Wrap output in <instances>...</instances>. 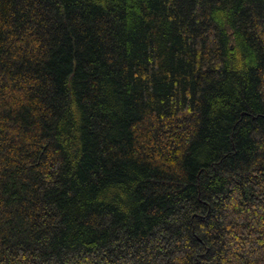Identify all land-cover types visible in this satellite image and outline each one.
<instances>
[{
  "label": "trees",
  "instance_id": "16d2710c",
  "mask_svg": "<svg viewBox=\"0 0 264 264\" xmlns=\"http://www.w3.org/2000/svg\"><path fill=\"white\" fill-rule=\"evenodd\" d=\"M0 264H264V0H0Z\"/></svg>",
  "mask_w": 264,
  "mask_h": 264
}]
</instances>
